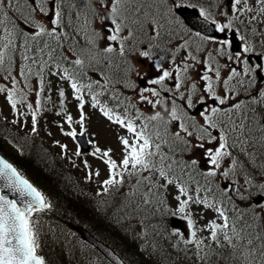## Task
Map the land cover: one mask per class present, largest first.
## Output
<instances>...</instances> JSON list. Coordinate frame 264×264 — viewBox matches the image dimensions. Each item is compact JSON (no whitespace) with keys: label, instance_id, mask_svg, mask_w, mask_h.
<instances>
[{"label":"snow or ice","instance_id":"snow-or-ice-1","mask_svg":"<svg viewBox=\"0 0 264 264\" xmlns=\"http://www.w3.org/2000/svg\"><path fill=\"white\" fill-rule=\"evenodd\" d=\"M187 6L184 0H0V95L13 126L23 130L30 117L32 136L42 113L57 107L53 91L64 137L87 134L86 107L123 130L119 159L94 143L88 153L106 166L97 195L126 188L125 206L142 224L169 215L185 222L183 231L165 236L154 228L153 234L190 264H264V203L250 199L253 189L264 195V85L257 82L264 63H252L256 45L264 47V0H223V6L210 0L199 15L221 35L197 32L195 39L174 11ZM233 38L242 42L239 52ZM162 40L171 45L167 67L163 56L153 60ZM132 54L152 61L158 75L145 82L151 87L131 79ZM82 154L77 144L74 155ZM83 163L88 180L100 177ZM51 207L0 156V264H46L37 214ZM154 252L171 255L158 246Z\"/></svg>","mask_w":264,"mask_h":264},{"label":"trees","instance_id":"trees-1","mask_svg":"<svg viewBox=\"0 0 264 264\" xmlns=\"http://www.w3.org/2000/svg\"><path fill=\"white\" fill-rule=\"evenodd\" d=\"M9 127V126H8ZM7 123L0 116V130L8 128ZM12 128V127H11ZM3 141L0 138V152L4 155ZM39 144L32 140L22 141L23 154L15 155L13 159L16 166L29 178L37 187L45 193H49L54 198V204L48 213L38 215L39 242L43 256L50 264H81L84 258L89 255L87 250L82 251L76 242L73 225L84 222L91 233L98 235L111 247L125 256L132 264H190L168 246L171 255L168 259H162L153 252H149L147 245H141L136 238L138 228L149 230L153 235L154 228L158 225H166V219L157 222L155 219L143 220V225L134 213H130L122 203V199L113 200L105 204L103 210L99 212L92 202L86 201L81 193L75 194L72 190V182L65 175L66 170L58 161L49 159ZM162 232V230H161ZM156 238V242L153 240ZM171 239L175 240L173 237ZM156 236H152L150 241L155 243L153 247H161ZM149 245V244H148ZM166 248V247H165ZM219 251V250H217ZM94 253V251H93ZM92 255V254H91ZM94 255V254H93ZM96 255H98L96 253ZM108 264V263H106Z\"/></svg>","mask_w":264,"mask_h":264},{"label":"rangeland","instance_id":"rangeland-1","mask_svg":"<svg viewBox=\"0 0 264 264\" xmlns=\"http://www.w3.org/2000/svg\"><path fill=\"white\" fill-rule=\"evenodd\" d=\"M189 0H184V2H188ZM223 6V0L222 4ZM213 12L219 16V9L213 8ZM100 26V25H99ZM168 54L165 52H161L160 56H163L164 59ZM137 62H141L140 58H136ZM34 99L33 96L29 97V102H32ZM53 99L57 100V107H54L51 111H47L42 113L40 119V123L38 125L39 134L36 135L39 141L43 144V146L47 149V151H51L63 164L67 163L68 168L71 171H74L76 174V178L80 180L85 187L91 190L94 195H97L98 192H101L102 189L100 187V183L102 180L107 178L106 166L102 163L101 160L93 157L88 153H84L81 156L77 157L74 155L77 150L76 141L71 140L70 138L64 137L59 129V124L62 123L63 118L61 116L55 115V112L58 111V99L56 97L55 91H53ZM69 112L76 118L77 111L75 108V101L71 99L69 96L68 102ZM23 110V109H22ZM0 112L3 117H7V122L10 121L13 117L11 115L10 107L7 105L5 97L0 95ZM86 112L90 117L89 121L86 122L87 126V136L89 138V142L91 147H93V143L96 146H99L101 149L112 148L114 150V158L119 159V144L117 137L118 135H124L123 130L118 129L117 126L111 125L104 117H102L98 111L92 110L86 107ZM28 120V126L24 129L29 131L30 129V117H26ZM9 123V122H8ZM16 129H21L19 126H15ZM66 127V126H65ZM77 130L79 131V127L77 126ZM50 133V135H49ZM55 141H60L63 144L68 146V151L62 152L61 149L56 146ZM17 145L15 142L11 143L10 146H5L6 149H9L11 152L15 151L13 146ZM65 163H64V162ZM84 161H87L90 165V169L95 171L99 170L101 175L99 178L93 177V179L88 180L86 178L87 172L89 169H85ZM203 163V161H202ZM67 167V165H66ZM207 167V165H204ZM98 196V195H97ZM173 218L172 216H169ZM178 218V217H177ZM204 223V221H201ZM171 251V249H168ZM179 259V255H178ZM83 264H98L95 258L87 257Z\"/></svg>","mask_w":264,"mask_h":264},{"label":"water","instance_id":"water-1","mask_svg":"<svg viewBox=\"0 0 264 264\" xmlns=\"http://www.w3.org/2000/svg\"><path fill=\"white\" fill-rule=\"evenodd\" d=\"M176 12L182 16L187 23V25L194 31H198L204 33L211 37H219L220 34L216 33L213 30V26L203 20V18L199 15V11L197 9H189V8H178ZM238 45H234L233 48H237ZM79 144L83 147L84 150L89 151V147L87 144L86 137L77 138ZM11 197L10 193H6ZM18 198V197H17ZM176 227H179V222H174ZM76 230L81 234V236L88 241L90 244L94 245L103 255H105L110 261L115 264H123L121 259L108 247H106L102 242H99L94 237H92L87 231H85L81 227H77Z\"/></svg>","mask_w":264,"mask_h":264},{"label":"flooded vegetation","instance_id":"flooded-vegetation-1","mask_svg":"<svg viewBox=\"0 0 264 264\" xmlns=\"http://www.w3.org/2000/svg\"><path fill=\"white\" fill-rule=\"evenodd\" d=\"M145 63L149 65V68H145V71H147V76L148 77H153V78L156 77L154 75V71L152 69L153 64L152 63H147V62H145ZM145 82L146 81H144V86L143 87H145V86L151 87L152 86V85H147ZM139 86H140V83H139ZM257 196H263L264 197V195L260 194L256 189H253L252 190V194H251V198H250L252 203L256 202L255 197H257ZM261 202L264 203V199Z\"/></svg>","mask_w":264,"mask_h":264}]
</instances>
